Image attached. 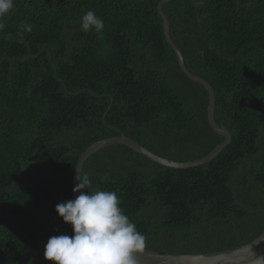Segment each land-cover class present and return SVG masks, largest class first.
<instances>
[{"label":"trees","instance_id":"16d2710c","mask_svg":"<svg viewBox=\"0 0 264 264\" xmlns=\"http://www.w3.org/2000/svg\"><path fill=\"white\" fill-rule=\"evenodd\" d=\"M160 0H15L0 23V264H51L44 248L72 235L56 205L71 200L80 154L125 135L177 162L224 138L205 89L165 41ZM94 11L102 38L81 30ZM186 69L213 89L231 134L213 160L161 167L122 145L91 155L88 191H115L160 254L218 252L264 230V0H171L162 6ZM24 25H30L26 31Z\"/></svg>","mask_w":264,"mask_h":264},{"label":"clouds","instance_id":"9594fccd","mask_svg":"<svg viewBox=\"0 0 264 264\" xmlns=\"http://www.w3.org/2000/svg\"><path fill=\"white\" fill-rule=\"evenodd\" d=\"M14 3L15 0H0V20L13 10ZM4 27L0 23V30ZM24 28L31 31L30 25ZM103 29L104 21L94 11H87L81 18L82 31L94 30L102 38ZM75 178L77 184L72 191L79 195L74 200L58 203L55 208L63 222L71 225L73 234L50 237L44 248L45 261L51 264H139V257L146 249V237L124 214L117 193L88 191L91 180L87 175L82 176L80 169H76Z\"/></svg>","mask_w":264,"mask_h":264},{"label":"water","instance_id":"95a60500","mask_svg":"<svg viewBox=\"0 0 264 264\" xmlns=\"http://www.w3.org/2000/svg\"><path fill=\"white\" fill-rule=\"evenodd\" d=\"M169 1L171 0H160L156 6L157 13L161 17L163 23L165 41L171 46L173 52L175 53L177 64L181 73L191 82L199 84L205 89L208 97V104L206 108L208 124L213 132L224 138L223 142L214 147L206 156L199 160L193 162H177L162 158L152 153L123 134L103 139L91 144L80 154L72 177V189L77 184V180L75 178L76 169H80L82 173L84 163L91 155L112 145H122L161 167L184 170L204 165L213 160L221 153L223 148L230 143L231 134L229 131L223 125H217L214 120L215 98L212 87L205 80L191 74L185 68L180 50L175 46L169 37V24L162 11V6ZM78 195L79 193H73L72 191L71 200H74ZM139 264H264V230L255 239L247 244L212 253L160 254L156 251L145 249V252L139 257Z\"/></svg>","mask_w":264,"mask_h":264}]
</instances>
